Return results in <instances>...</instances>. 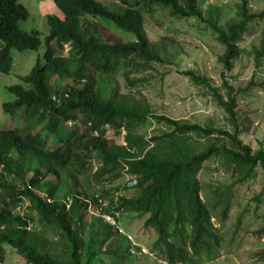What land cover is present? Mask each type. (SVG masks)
<instances>
[{"label":"trees","instance_id":"1","mask_svg":"<svg viewBox=\"0 0 264 264\" xmlns=\"http://www.w3.org/2000/svg\"><path fill=\"white\" fill-rule=\"evenodd\" d=\"M52 1L64 18L47 17L50 34L45 39L44 62L37 61L30 74L22 77L23 84L8 87V92L16 99L3 105L5 112L12 116L21 110L26 130L0 129V264L5 262L6 245L14 248L26 264L134 261L127 254L120 220L111 225L104 218L94 217L88 223L85 218L89 207L85 200L89 197L77 192L69 182L87 173L93 153L100 159V168L94 174L97 183L109 180L113 183L127 175L137 179L139 194L124 200L123 207L129 213L149 216L144 227L157 235L153 247L158 256L164 255L174 264L214 261L221 238L214 229L212 211L219 210L226 219L229 205L224 209L208 206L201 197L202 189L196 176L203 164L216 155H223L237 170H243L246 179L258 162L264 166V154L252 157L249 148L237 139L241 125L236 101L242 91L235 94L229 88L228 101L216 95L218 105L228 114L236 134L161 117L159 120L174 129L167 137L171 139L163 141L159 148L157 145L138 155L134 151L149 146L134 134L148 122L151 116L148 106L136 101L123 103L116 92L107 97L105 77L118 73L120 65L126 61L125 67L131 70L125 71L124 77L134 84L137 80H131L132 74H139L145 67L138 62H165L150 47L145 29L146 15L163 12H168L175 22L197 19L209 24L218 43L225 48L220 59L225 77L239 57V44L250 26L264 22V10L251 13L250 0H241L236 20L220 26V17L214 16L217 8H207H212V13L204 11L208 0H112L121 4L118 6L115 3L106 6L99 0ZM28 18L29 12L19 0H0V41L4 44L0 48L2 74L12 70V50L37 51L41 46L37 31L28 33L20 28V23ZM108 33L115 36L113 42L106 40ZM262 46L257 57L264 54V42ZM57 51L66 52L67 58L56 55ZM186 74L195 84L213 87L205 78L191 72ZM53 79L56 82L52 83ZM68 81L72 85L67 84ZM54 96L62 97L60 105L53 101ZM72 120H81L83 125L92 122V130L109 124L126 146L110 143L102 136L91 138L88 132L81 134L79 129L65 133L63 126ZM192 134L226 136L234 149L224 153L218 147H210L191 156L185 144L186 137ZM51 138L54 145H58L56 148L52 147ZM50 176L64 184L48 181ZM43 185L46 187L44 197L38 193ZM63 190L66 191L63 197L70 201V206L60 199ZM19 202H30L31 213L21 216L14 211ZM115 211L104 208L103 213L115 218ZM35 220L56 228L59 238L66 241L65 253L60 259L54 252H40L38 240L41 239L32 233ZM87 237L97 242L82 241ZM106 245L109 251H105Z\"/></svg>","mask_w":264,"mask_h":264},{"label":"rangeland","instance_id":"2","mask_svg":"<svg viewBox=\"0 0 264 264\" xmlns=\"http://www.w3.org/2000/svg\"><path fill=\"white\" fill-rule=\"evenodd\" d=\"M106 6H112V0H99ZM29 12V18L20 23L21 30L25 32L37 31L40 34L41 46L37 51L18 52L11 51L13 59L12 70L9 74L0 73V129H23L25 122L21 110L14 116L6 113L3 105L13 103L16 97L8 92V87L23 84L22 77L30 74L38 60L44 62L46 50L45 39L50 34L48 16L64 17L54 6L52 0H19ZM241 0H208L204 6L205 12L212 13V8H217L214 16L220 17V26L236 20L237 5ZM116 6L121 5L115 3ZM212 7L210 9H207ZM251 13L258 14L264 10V0H250ZM145 29L150 47L165 62H138L145 67L141 72L134 73L131 80L126 81L124 61L118 73L105 77L108 87L107 97L111 93H118L124 102L136 101L138 104L148 106L150 117L148 122L139 127L134 133L143 138L149 146L143 150L134 151L138 155L159 148L162 142L174 131L161 117L188 125H198L204 129L221 130L229 134H236L229 123L228 114L216 101V95L223 101H228V91L232 88L237 94V119L240 129L237 139L244 147H248L252 157L264 154V54L257 57L262 50L264 42V22L254 23L249 32L239 44V57L233 63V69L224 73V66L220 63L225 53V48L218 43L217 36L211 31L209 24L197 20L172 21L168 12L157 13L154 16H145ZM106 40H115L112 33H108ZM0 41V48L3 46ZM56 55L67 58L66 52H56ZM144 62V63H143ZM191 72L205 78L213 87L195 84L186 73ZM56 81H52L54 83ZM67 84L72 85L71 81ZM79 132H84V126L79 125ZM110 130V129H109ZM65 133L70 132L67 125L63 126ZM110 143L122 145L123 139L111 132L108 136ZM187 149L191 156L199 155L210 147H218L224 153L234 149L230 139L218 134L198 136L192 134L186 137ZM50 143L53 148L52 138ZM76 153L79 152L76 150ZM93 165L98 167V157L93 155ZM91 161L88 163L87 173L81 174L77 181H69L77 192L92 195L100 191L104 184H98L94 179V170L91 171ZM32 175L29 174L30 178ZM202 189L201 197L211 207L224 209L229 205L226 219L222 218L219 210H213L212 223L218 237L221 238L217 258L214 261H203L201 264H264V166L258 162L252 170L251 176L246 179L243 170H237L235 165L226 161L223 155H216L203 164L201 171L196 176ZM134 178L130 176L115 180L116 187H121ZM48 181L57 182L50 176ZM110 181V180H109ZM108 181V182H109ZM58 183V182H57ZM105 183V182H104ZM58 184H64L62 181ZM38 193L44 197L46 187ZM65 190L60 192V199ZM139 191L133 193L136 197ZM113 204L109 199L108 205ZM31 203H24V208L19 213L21 216L31 213ZM114 212V211H113ZM94 209L89 210L86 220L90 223L96 217ZM35 217L36 214L32 213ZM147 215L130 213L120 224L147 249L154 250L157 235L152 229L144 227L148 220ZM32 233L41 240L39 250L43 254L54 252L58 259L65 253L66 241L58 236L56 228L46 227L35 220ZM90 227V224H89ZM90 229V228H89ZM100 239V237H99ZM96 243V240L82 238V241ZM99 245V243H98ZM110 248V247H109ZM108 245L105 251H109ZM5 262L3 264H26L12 247L5 246ZM134 261H106V264H157L158 257L150 261L147 257H134Z\"/></svg>","mask_w":264,"mask_h":264},{"label":"clouds","instance_id":"3","mask_svg":"<svg viewBox=\"0 0 264 264\" xmlns=\"http://www.w3.org/2000/svg\"><path fill=\"white\" fill-rule=\"evenodd\" d=\"M114 3H119V2H114ZM65 99L68 98V95L65 94L64 95ZM62 97H58V96H54L53 97V101L57 104V105H60L62 100H61ZM82 121L79 120V121H69L67 122L65 125H67V127L70 129V132L73 131V130H76L78 129L79 125H83L81 123ZM88 124L87 125H83L84 126V129L85 131L84 132H88L89 136L91 138H100L102 136L103 139L105 140H110L108 138L109 134L111 132H114L111 128V126L109 124H106L104 125V127L102 129H99V130H92L91 129V123L92 122H87ZM110 129V130H109ZM102 130L104 131V135L102 134ZM83 132V133H84ZM69 133V132H68ZM82 134V132H81ZM126 146V143L124 142L122 144V146ZM121 146V145H120ZM93 155H96L95 153H93L91 155V158ZM98 157V156H97ZM91 158L89 160V162L91 161ZM100 168V159H98V167L95 168L94 165H93V159L91 161V169L92 171L94 170V174L99 170ZM94 176V175H93ZM124 181V184L121 186V187H116L117 184H115V182L113 181V183H110V182H105L104 183V187L98 191L97 193H93L92 195H86V200L85 202L88 203V211L89 210H92L94 209V211H96V214L95 216L97 218L101 217V218H104V220L106 221V217H112V215H106L104 214V208H106L107 210H109L110 212H113L114 209L116 210L115 213H114V221H115V224H112L111 225H116V220H120V222L130 214L129 212H127L125 210V208L123 207V204H124V200H128L130 198L133 197V193L135 191H137V187H138V183H137V179L134 177L132 178L129 183H126L125 182V179L123 180ZM99 184V183H98ZM109 186H112V190L110 191L108 189ZM116 191H121L123 193V196L121 198L118 199L117 202H115L114 200H112L113 204H107V205H100L99 204V200L101 198H110V196L112 195V193H115ZM94 195V196H93ZM68 205L70 206V201H67ZM68 206V207H69ZM116 214H118V216H116ZM122 232H120L122 235H125V239L123 240L125 243H126V249H128L127 251V254L129 256H132L133 258L134 257H147L150 261H152V259L156 256L158 257V263L157 264H174L173 262H171L169 259H167L164 255L163 256H158L157 253H154L153 251L147 249L146 247H144L138 240L137 237H134L132 235V233H129L128 231L126 232V229L123 227L121 228ZM201 264V263H200Z\"/></svg>","mask_w":264,"mask_h":264},{"label":"built area","instance_id":"4","mask_svg":"<svg viewBox=\"0 0 264 264\" xmlns=\"http://www.w3.org/2000/svg\"><path fill=\"white\" fill-rule=\"evenodd\" d=\"M108 189L111 191L112 190V186H109ZM122 196H123V193L121 191H116L115 193H112V195L110 196V198H101L99 200V204L105 206V205L108 204L109 199L114 200L115 202H117L118 199L121 198ZM24 203L19 202L17 204L16 208L14 209V211H16L17 213H20L21 210L24 208ZM27 203L28 202H26V204ZM31 206L32 205H30V207ZM24 216H26V215H24ZM116 216H118V214H116ZM105 219H106L107 222L112 223V224H115V221H114V219L112 217H106ZM120 232H122V231H120Z\"/></svg>","mask_w":264,"mask_h":264},{"label":"bare ground","instance_id":"5","mask_svg":"<svg viewBox=\"0 0 264 264\" xmlns=\"http://www.w3.org/2000/svg\"><path fill=\"white\" fill-rule=\"evenodd\" d=\"M94 212H96V211H94Z\"/></svg>","mask_w":264,"mask_h":264}]
</instances>
